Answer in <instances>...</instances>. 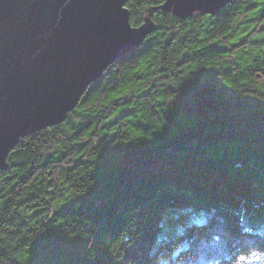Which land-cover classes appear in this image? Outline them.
I'll return each mask as SVG.
<instances>
[{"label": "trees", "instance_id": "16d2710c", "mask_svg": "<svg viewBox=\"0 0 264 264\" xmlns=\"http://www.w3.org/2000/svg\"><path fill=\"white\" fill-rule=\"evenodd\" d=\"M127 0L141 45L0 171V264H264V0L181 19Z\"/></svg>", "mask_w": 264, "mask_h": 264}, {"label": "water", "instance_id": "95a60500", "mask_svg": "<svg viewBox=\"0 0 264 264\" xmlns=\"http://www.w3.org/2000/svg\"><path fill=\"white\" fill-rule=\"evenodd\" d=\"M127 0H0V171L23 137L65 121L88 86L141 45ZM232 0H164L186 19Z\"/></svg>", "mask_w": 264, "mask_h": 264}]
</instances>
